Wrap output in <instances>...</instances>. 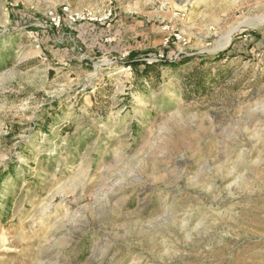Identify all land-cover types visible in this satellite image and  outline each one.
I'll return each instance as SVG.
<instances>
[{"label":"rangeland","instance_id":"374dc122","mask_svg":"<svg viewBox=\"0 0 264 264\" xmlns=\"http://www.w3.org/2000/svg\"><path fill=\"white\" fill-rule=\"evenodd\" d=\"M0 264H264V0H0Z\"/></svg>","mask_w":264,"mask_h":264},{"label":"trees","instance_id":"16d2710c","mask_svg":"<svg viewBox=\"0 0 264 264\" xmlns=\"http://www.w3.org/2000/svg\"><path fill=\"white\" fill-rule=\"evenodd\" d=\"M132 64V63H131ZM134 64V63H133ZM141 64L143 65V71L146 73L148 70H150L153 66H155L156 63L151 62L148 63L146 61H142ZM136 67V64L134 65Z\"/></svg>","mask_w":264,"mask_h":264}]
</instances>
